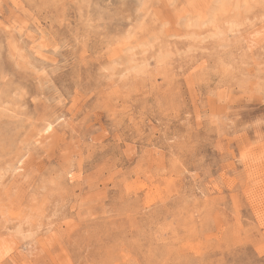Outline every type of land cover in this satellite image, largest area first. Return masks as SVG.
Segmentation results:
<instances>
[{
    "label": "rangeland",
    "instance_id": "rangeland-1",
    "mask_svg": "<svg viewBox=\"0 0 264 264\" xmlns=\"http://www.w3.org/2000/svg\"><path fill=\"white\" fill-rule=\"evenodd\" d=\"M0 264H264V0H0Z\"/></svg>",
    "mask_w": 264,
    "mask_h": 264
},
{
    "label": "bare ground",
    "instance_id": "bare-ground-1",
    "mask_svg": "<svg viewBox=\"0 0 264 264\" xmlns=\"http://www.w3.org/2000/svg\"><path fill=\"white\" fill-rule=\"evenodd\" d=\"M46 133V132H45ZM18 165V164H17ZM19 168V167H18Z\"/></svg>",
    "mask_w": 264,
    "mask_h": 264
}]
</instances>
